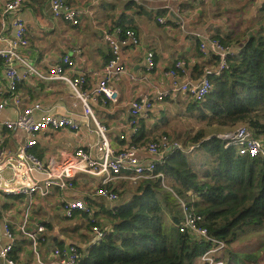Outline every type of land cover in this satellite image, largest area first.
<instances>
[{
	"label": "crops",
	"instance_id": "obj_1",
	"mask_svg": "<svg viewBox=\"0 0 264 264\" xmlns=\"http://www.w3.org/2000/svg\"><path fill=\"white\" fill-rule=\"evenodd\" d=\"M7 1L0 0V34L4 38H13L15 15L4 13ZM66 1L80 10L81 20L78 25L62 18H54L50 0L24 1L23 8L16 14L25 22L30 40V45L23 53L43 74H48L51 67L60 64L63 57L69 55L75 66L67 70L74 77L84 75L86 83L82 87L91 93L103 77L105 64L113 56L112 47L104 39L105 31L116 26L135 29L140 43L125 46L119 53L127 72L112 80V85L119 92L118 100L105 101L102 94H93L91 106L98 119L108 127L113 148L121 149L130 142L136 144L141 148L138 157L144 164L159 157L150 154L143 147L162 136H168L173 144L177 142L185 146L182 147L187 153H191L190 146L198 145L192 142V138L199 129L192 135L180 133L173 126L179 113L198 121L189 110L192 98L185 92L176 90L174 78L168 74L175 63L178 60H185L187 63L186 72L179 74L181 83H197L202 78L219 72L218 56L201 50L204 40L218 39L232 50H238L239 44L264 24V0ZM160 17L165 18V24L159 22ZM6 46L7 43L0 40V48ZM149 51L154 52L156 63L151 71L147 70L146 64ZM18 67L20 71L23 70L21 65ZM5 71L0 57V81H3ZM163 90L170 91V96L155 101L150 109L141 112L138 126L143 136L135 143V136L129 126L131 101L144 96L154 97ZM19 91L20 103L10 102L6 105L1 111L0 120L17 118L25 107L35 102L59 114L67 113L76 118L83 114L81 103L74 97L71 86L64 81L32 75L19 85ZM32 137L23 131L0 127V150L5 149L14 154ZM35 137L37 143L31 151L44 162H55L58 165L70 158L79 146L97 141L96 135L86 129L75 132L68 128H48ZM186 140L187 145L181 144ZM18 171L19 166L14 168L6 160L2 166L3 183L0 186V250L10 243L4 229V225L8 223L14 232L10 255L17 264H32L37 258L32 240L20 229L25 217L29 230L36 229L42 223L46 225L37 251L39 258L50 261L54 259L56 248L71 244L85 248L95 244L91 217H96L105 231L111 230L109 212L116 205L126 202L135 188L125 176L111 180L105 185L119 193V199L111 202L96 194V189L103 185L101 176L78 173L73 187L61 189L53 186L47 196L40 195L38 191L4 192V188H18L31 183L35 178L38 181L43 179L40 174H34L28 179L17 178L15 174ZM70 199L86 201L93 207L94 213L75 212L73 217H67L62 204ZM74 218L79 223H75ZM0 264L9 263L0 257Z\"/></svg>",
	"mask_w": 264,
	"mask_h": 264
},
{
	"label": "trees",
	"instance_id": "obj_2",
	"mask_svg": "<svg viewBox=\"0 0 264 264\" xmlns=\"http://www.w3.org/2000/svg\"><path fill=\"white\" fill-rule=\"evenodd\" d=\"M228 65L208 76L213 88L203 100H191V115L206 124L192 138L195 149H174L157 162L155 176L141 179L109 212L111 230L79 248L78 264H209L202 257L217 244L180 230L179 198L225 244L213 252L216 261L264 264V157L241 154L217 137L246 125L264 138V24L228 56ZM142 136L138 131L134 142Z\"/></svg>",
	"mask_w": 264,
	"mask_h": 264
},
{
	"label": "built area",
	"instance_id": "obj_3",
	"mask_svg": "<svg viewBox=\"0 0 264 264\" xmlns=\"http://www.w3.org/2000/svg\"><path fill=\"white\" fill-rule=\"evenodd\" d=\"M25 0H8L4 6L5 14L15 15L13 22L15 35L13 38H4L0 34V40L5 41L7 46L0 48V57L3 59L6 71L3 81H0V114L6 105L10 102L19 104L20 91L19 85L28 77L36 75L43 79H57L68 83L73 91L74 97L81 103L83 114L76 118L71 114H59L43 108L42 104L35 102L19 113L18 117L10 120H0V127H5L11 131H23L32 135L25 144L13 154L5 149L0 150V186L3 183L2 166L5 161L16 158L19 162V171L17 178H31L34 174L43 175V179L38 181L36 178L31 183H25L18 188H4L6 193H33L40 192V195L47 196L53 186L61 189L74 186V180L78 173H86L93 176H101L103 185L96 189V194L108 201L116 202L119 199V193L108 188L105 184L113 179H119L125 176L131 183L137 184L143 178L154 177V170L157 162H162L174 149H183L177 142L174 144L168 136L148 142L143 149L159 158L147 164L141 162L138 157V151L141 149L136 144L130 142L121 149H114L108 134V127L102 123L95 114L91 101L93 94H102L105 101L116 102L119 98L118 90L112 85V80L127 72L124 64L121 63L119 53L121 49L130 44L138 45L140 38L137 31L133 28H123L116 26L112 30L104 33V39L110 44L113 50V56L105 64L103 77L93 92L89 93L82 86L86 83L84 75L72 76L67 70L75 66L74 60L65 55L60 64L51 67L48 74L41 73L31 60L25 56L23 50L30 45L27 35L25 22L22 18L16 16L23 8ZM51 12L54 18H62L78 25L81 20V12L76 7L67 3L66 0H50ZM160 23L165 24L163 17L158 18ZM203 53L213 52L219 59V71L228 68V56L237 50H232L218 39H207L201 43ZM147 70L154 69L155 54L149 51L146 57ZM18 65L22 66L20 68ZM186 61L178 60L174 67L168 72L174 78L175 89L185 92L190 98L197 101L203 100L213 88V83L208 76L202 78L199 82L179 81V74L186 72ZM171 94L168 90L157 92L154 97L144 96L131 101L129 126L133 136L139 131V118L143 110L150 109L155 101H161ZM68 128L75 132L86 129L97 137V141L87 146H79L75 153L65 160L62 164L55 162H44L43 159L34 154L31 149L37 143L36 134L48 129ZM217 137L225 141V147L236 145L241 154L250 156L264 157V138L256 136L246 125H240L236 129L221 132ZM196 145L190 146L189 152L194 150ZM12 155V156H11ZM183 213V219L180 224L182 232H190L199 240L214 242L217 246L206 252L202 259L209 264H225L223 261H216L212 256L213 252L223 248L225 244L213 238L210 235L208 227L204 224V216L191 208L187 202L179 198ZM62 208L67 217L71 218L75 212L93 214L94 209L84 200H66ZM92 220V221H91ZM92 230L95 233L94 243H98L105 231L96 217H91ZM27 219L21 224L20 229L23 234L32 240L33 248L37 253V258L32 264H78L81 258V252L77 245L71 244L64 248L54 250V259L44 261L38 257V242L43 240V234L46 231L45 224H39L36 229H27ZM5 234L10 243L0 250V257L9 264H17L10 253L13 250L14 232L10 224L4 225Z\"/></svg>",
	"mask_w": 264,
	"mask_h": 264
},
{
	"label": "rangeland",
	"instance_id": "obj_4",
	"mask_svg": "<svg viewBox=\"0 0 264 264\" xmlns=\"http://www.w3.org/2000/svg\"><path fill=\"white\" fill-rule=\"evenodd\" d=\"M174 122L175 123H173V126H174V128H176V130L178 132H180V133H191L192 135L195 134L198 129L200 130L201 128L205 127V125H206L205 122H202V121H199V120L196 121V120H193V119L186 118L185 116H182L180 113L177 116V121H174ZM185 136H187V135H185ZM187 141L188 140H186L185 142H183L181 144H185L186 143L185 145H187ZM183 147H185V146H183ZM135 186H136V184H134V187ZM74 222L75 223H79L77 218H74Z\"/></svg>",
	"mask_w": 264,
	"mask_h": 264
},
{
	"label": "water",
	"instance_id": "obj_5",
	"mask_svg": "<svg viewBox=\"0 0 264 264\" xmlns=\"http://www.w3.org/2000/svg\"><path fill=\"white\" fill-rule=\"evenodd\" d=\"M9 164L11 163V164H13V167L14 168H18V166H19V162H18V159H16V158H11V159H9L8 161H7ZM6 165H8V164H6Z\"/></svg>",
	"mask_w": 264,
	"mask_h": 264
}]
</instances>
